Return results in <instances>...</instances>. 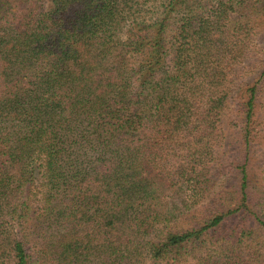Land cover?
<instances>
[{"label":"trees","instance_id":"trees-1","mask_svg":"<svg viewBox=\"0 0 264 264\" xmlns=\"http://www.w3.org/2000/svg\"><path fill=\"white\" fill-rule=\"evenodd\" d=\"M147 1L0 0V264H264V184L251 194L247 169L264 65L230 98L249 50L242 12L263 6L157 0L140 15ZM228 119L236 189L178 227L215 199ZM172 188L185 194L169 204Z\"/></svg>","mask_w":264,"mask_h":264},{"label":"rangeland","instance_id":"rangeland-1","mask_svg":"<svg viewBox=\"0 0 264 264\" xmlns=\"http://www.w3.org/2000/svg\"><path fill=\"white\" fill-rule=\"evenodd\" d=\"M218 0H194L193 8L196 9V5L199 4L202 6V10L206 11L210 9L213 4ZM225 1V0H222ZM158 1L148 0L146 4L140 7L138 13L147 14L150 12V9L154 8V4ZM228 6L229 3L225 2ZM251 3L259 6H263V10H257L253 5L248 6V9L242 12L244 18L247 19L248 24L246 25V32L250 38L249 50L245 59L236 64L235 74L231 76L233 81V86L231 88V97L232 99L237 98L236 91L240 88V84L245 85L251 83L252 81L258 78L259 73L262 70L264 65V0H251ZM237 10H240V7L232 5L231 9H227L231 22L236 21L238 15L235 13ZM244 22V21H243ZM227 24H229L227 22ZM230 109L234 108L233 103H230ZM229 114V113H226ZM229 117V115H226ZM262 125H259L256 129H259L257 137L253 141L252 145V158L249 160L247 169L249 179L252 181L249 190L251 194L260 198L261 195H258L256 192L255 186H263L264 184V137H260L264 134V131L261 129ZM220 129L217 133L223 142L217 148V159L213 162L212 166V180L215 182L214 187L210 192H214L213 199H201L199 198L198 202L190 206L189 209L184 211V214H181L176 217V225L178 227H189L195 225L203 217L208 216L209 213L213 212L215 209L220 207V204L223 202L225 204V197L229 194H232L233 188H235V180L231 175V168L236 164V162H241L242 160V144H241V130H240V121H225L220 125ZM236 189V188H235ZM262 188L260 187V190ZM168 194L161 195L164 196L169 204L171 202H178V199L183 198V191H177L175 189H170L167 191ZM257 199V198H255ZM254 199V202H255ZM162 201V199H160ZM159 200V201H160ZM221 204V205H223ZM158 227L161 225L158 224ZM154 232L149 233L152 235Z\"/></svg>","mask_w":264,"mask_h":264}]
</instances>
